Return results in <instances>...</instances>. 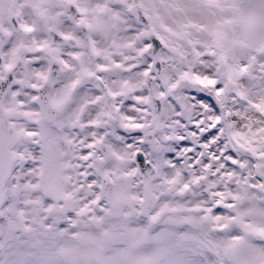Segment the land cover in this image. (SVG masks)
<instances>
[{
    "label": "snow or ice",
    "instance_id": "1",
    "mask_svg": "<svg viewBox=\"0 0 264 264\" xmlns=\"http://www.w3.org/2000/svg\"><path fill=\"white\" fill-rule=\"evenodd\" d=\"M0 264H264V0H0Z\"/></svg>",
    "mask_w": 264,
    "mask_h": 264
}]
</instances>
